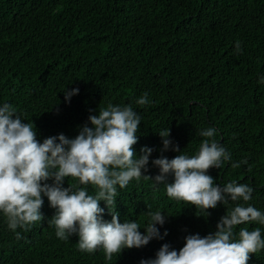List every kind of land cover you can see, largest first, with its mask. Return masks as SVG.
Here are the masks:
<instances>
[{
    "label": "trees",
    "instance_id": "trees-1",
    "mask_svg": "<svg viewBox=\"0 0 264 264\" xmlns=\"http://www.w3.org/2000/svg\"><path fill=\"white\" fill-rule=\"evenodd\" d=\"M243 51H234L235 42ZM264 0H0V104L10 103L37 129V138L78 135L90 114L113 104H131L142 117L137 153L154 148L161 155L159 131L170 129L182 151L195 154L205 139L198 130L214 126L215 139L231 152L239 168L225 162L209 173L216 183H247L255 191L248 203L264 211ZM79 88L65 102L64 90ZM149 94L151 103L136 99ZM178 153L164 152L173 158ZM65 186L78 183L67 177ZM97 189L89 186V194ZM113 211L147 223L148 207L169 214L168 236L107 259L102 248L79 250L76 234L68 240L48 224L54 215L47 198L43 221L27 230L7 227L0 215V264H140L154 258L164 243L179 250L184 237L216 230L227 206L197 211L167 196L164 185L133 179L117 187ZM242 202V201H241ZM101 206L104 203L101 202ZM104 218L111 220L109 209ZM262 228L246 223L239 228ZM144 231L143 228L140 229ZM248 264H264V249Z\"/></svg>",
    "mask_w": 264,
    "mask_h": 264
},
{
    "label": "clouds",
    "instance_id": "clouds-1",
    "mask_svg": "<svg viewBox=\"0 0 264 264\" xmlns=\"http://www.w3.org/2000/svg\"><path fill=\"white\" fill-rule=\"evenodd\" d=\"M234 51H243L241 41L235 42ZM259 83L264 84V76ZM78 93L79 88H65V102L70 103ZM135 103H151L149 94L143 93ZM141 122V115L131 104L109 102L97 114L89 115L75 137L60 133L41 141L36 127L22 119V113L10 103L0 104V215L5 217L8 229L19 239L18 228L27 230L43 221L47 198L49 207L55 210L48 224L55 227L56 237L68 240L78 235L82 252L102 248L111 259L125 249L141 248L153 239L164 240L169 233L161 229L169 214L148 207L147 223L141 227L136 220L121 222L119 213L112 209L117 187L123 189L133 179L143 177L154 185H164L169 198L186 201L207 215L219 204L237 203L227 208L214 232L186 235L179 250L164 243L154 258L141 259L140 264H248L250 254L264 249L262 228L241 227L238 233L235 229L246 223L264 225V211L248 203L255 189L237 180L216 183L209 173V169H220L225 162L239 168L247 161H232L231 152L215 139L214 126L198 130L205 139L193 155L182 151L171 139L170 129H164L158 132L161 155L151 159V166L159 172L154 177L146 175L155 149L145 145L137 153L134 145L139 140ZM167 151L178 154L170 159L163 155ZM67 177L78 183L67 181L65 186ZM89 186L97 189L95 195L89 194ZM106 208L111 220L104 218Z\"/></svg>",
    "mask_w": 264,
    "mask_h": 264
}]
</instances>
